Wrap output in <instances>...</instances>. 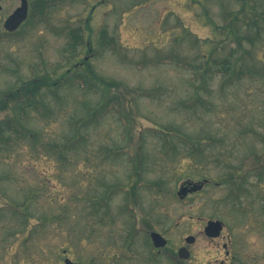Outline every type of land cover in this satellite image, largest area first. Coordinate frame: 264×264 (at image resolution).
Returning <instances> with one entry per match:
<instances>
[{"label":"rangeland","instance_id":"obj_1","mask_svg":"<svg viewBox=\"0 0 264 264\" xmlns=\"http://www.w3.org/2000/svg\"><path fill=\"white\" fill-rule=\"evenodd\" d=\"M20 3L1 2L0 96L86 61L121 84L106 98L119 95L122 112L92 125L68 159L49 146L71 134L70 119L87 103L102 102L101 89L69 86L62 100L50 96L53 113L27 110L24 137L12 127L0 147V264H264V76L225 83L208 65L231 58L264 71V0H54L47 20L8 35L4 22ZM75 32L82 41L73 49ZM204 65L213 78L202 90ZM196 87L207 102L183 105ZM16 98L0 123H19ZM231 175L242 177L239 201ZM203 179L211 181L203 191L178 197L182 183ZM210 220L225 224L218 239L204 233ZM152 231L169 243L153 263ZM181 247L189 260L178 258Z\"/></svg>","mask_w":264,"mask_h":264},{"label":"trees","instance_id":"obj_2","mask_svg":"<svg viewBox=\"0 0 264 264\" xmlns=\"http://www.w3.org/2000/svg\"><path fill=\"white\" fill-rule=\"evenodd\" d=\"M31 2V13L29 17V21H33L35 23L43 22L44 20H47L50 16L51 12V3H54V0H30ZM57 1V0H56ZM251 23L255 24V20L251 19L249 22L247 21L246 24L248 26L251 25ZM235 38L238 40V46H242L240 43V35L237 34V32H234ZM82 41V36L75 32L73 35L72 45L71 47L74 49L75 45L80 44ZM102 43L105 47L110 46L112 49H116V44L114 39H108L106 32H103L102 34ZM234 59V58H233ZM216 66V73H219L221 75V78H224L225 83H234L238 81V78L241 75L244 74H252V72L255 73V75L264 76V71L258 70L257 68L250 67L245 64L238 65V63H235L231 58H225L222 60H212L211 63ZM86 64H88L86 61L82 64H76L74 65V68L68 69L65 71V73L61 76L54 77V75H45V76H36L31 79H28L26 81L19 80V88L12 91V93H6L0 96V112L7 108L8 104V98L9 96H15L17 97L15 101H17L16 108L19 109V123L18 120L13 123L12 121H7L4 123H0V147L4 142H7L11 140L10 138V132L12 131V127L16 124V128H14L15 132L19 134V139L21 137H24V132L26 131V126L23 125V117H26L27 110L33 109L38 114L42 115L43 117L49 113H53L52 110V104L50 101V96L53 94L55 95L56 99L59 101L63 99V96H59V93L66 89L67 87L76 86L77 84L81 86L82 88H85L86 86L89 89L99 88L101 89L103 93L102 102L97 104H86L85 112L84 114L74 115L70 119V126H71V134L68 135L65 140L62 142H55L50 144L49 148L52 153L57 155L61 159H68V156L71 151H78L82 148L85 141L88 139L89 134L88 130L93 125H100L109 115L110 113L117 112L121 113V98L118 95L117 97L109 96L106 98V95L109 94V91L112 93L115 89H119L121 87V84L117 81L108 80L106 78H103L99 75H96L92 69L87 68ZM89 65V64H88ZM203 66L204 73H202V76L200 78L202 90L204 88H207V80L212 79L209 77V71L211 69L210 66ZM83 66H85V69L83 70ZM90 66V65H89ZM199 69V68H198ZM73 70L75 73L73 74ZM212 71V69H211ZM56 72V71H55ZM54 72V73H55ZM199 77V76H198ZM197 79L199 80V78ZM91 82H93L95 85H93ZM77 85V86H78ZM196 93H198L197 96H193L191 99H186L183 102V105L192 106L191 103H195L199 101V104H205L203 102H207L206 99H204L203 96H201L198 92L199 87H196ZM137 94H139V91H136ZM153 95V92H151L147 97H150ZM139 97H143V95L139 94ZM127 107V106H126ZM84 108V106H83ZM128 108V107H127ZM28 115V114H27ZM126 118H122L124 120ZM128 121V120H127ZM17 123L19 126V129L17 127ZM161 132H163L165 135H171L172 133L167 132L166 129H163ZM36 136L35 134H31V137ZM195 147V145H194ZM141 165V162H140ZM140 167H137L136 173L138 175L140 174ZM239 175H231V177L228 179L229 182L232 183V190L230 192L231 199L235 201H239L242 193L240 192L241 187H243L242 177H238ZM240 182V183H238ZM105 193L101 198H99V209L103 207L102 205H107V201H109V197H106ZM97 205V204H96ZM19 211L20 214L23 217V223H22V232H26L28 230V219L30 218L29 215V207L26 205V203H23L19 205ZM99 212V210L97 211ZM129 240V239H128ZM167 250V249H166ZM158 253L155 252V250L152 248L150 251V260L153 263L154 261H157Z\"/></svg>","mask_w":264,"mask_h":264},{"label":"water","instance_id":"obj_3","mask_svg":"<svg viewBox=\"0 0 264 264\" xmlns=\"http://www.w3.org/2000/svg\"><path fill=\"white\" fill-rule=\"evenodd\" d=\"M28 16H29V2L28 0H21L20 7H18L6 20L4 25L5 29L9 32H14L18 30L21 27V25L28 19ZM203 187H204V183L185 185L180 189L178 195L182 199H184L189 193L202 190ZM223 229H224V225L221 221H209L208 225L205 228V234L209 238L215 239L221 236ZM151 238L154 246L158 249L165 248L168 244L167 239H165L158 232H152ZM186 242L188 244H193L195 242V237L193 236L187 237ZM178 255L179 258L182 260H188L191 257L190 251L185 247L179 250ZM66 263L74 264L70 259H66Z\"/></svg>","mask_w":264,"mask_h":264}]
</instances>
